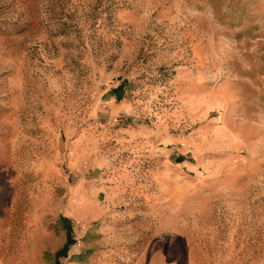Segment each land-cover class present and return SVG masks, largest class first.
I'll list each match as a JSON object with an SVG mask.
<instances>
[{
	"label": "rangeland",
	"instance_id": "374dc122",
	"mask_svg": "<svg viewBox=\"0 0 264 264\" xmlns=\"http://www.w3.org/2000/svg\"><path fill=\"white\" fill-rule=\"evenodd\" d=\"M96 177L80 261L264 264V0H0V215L40 264Z\"/></svg>",
	"mask_w": 264,
	"mask_h": 264
},
{
	"label": "crops",
	"instance_id": "0c3cea01",
	"mask_svg": "<svg viewBox=\"0 0 264 264\" xmlns=\"http://www.w3.org/2000/svg\"><path fill=\"white\" fill-rule=\"evenodd\" d=\"M120 181L117 183L118 191H121L123 186L122 181L124 179L120 176ZM103 182H100L98 178H92L90 183V196H86L83 194L81 189H79L80 194L77 196V205L80 209H86L85 214L83 213V219L78 218L76 220V235L74 237V245L72 248V252L70 253V259L67 264H109L111 263L106 255L104 254H94L91 257V260L88 261H80L78 255L75 253L85 242L84 235L87 232L88 224H99L103 227L104 224L108 227L111 223V220L118 222L119 218L114 217L110 219V203L111 196H108V201L106 203H101L97 194L103 188ZM86 186V185H85ZM113 187V191L116 190ZM111 191V190H110ZM115 198H113L112 203H114ZM24 214L25 221L23 223L24 240L14 237V224L10 221H3V217L0 215V264H40L36 259L39 256V252L42 246L51 245V235L44 233L45 230L42 228L43 223L41 218L39 222H30L29 214ZM6 215H11V213H7ZM106 215V216H104ZM114 223V222H112ZM36 235L41 236L40 238H36ZM75 251V252H74ZM75 254V255H74ZM72 256L74 259H72ZM94 257L95 259L94 262ZM100 261V262H99Z\"/></svg>",
	"mask_w": 264,
	"mask_h": 264
},
{
	"label": "trees",
	"instance_id": "16d2710c",
	"mask_svg": "<svg viewBox=\"0 0 264 264\" xmlns=\"http://www.w3.org/2000/svg\"><path fill=\"white\" fill-rule=\"evenodd\" d=\"M67 244L59 251L57 252L58 255L64 253V251L66 250Z\"/></svg>",
	"mask_w": 264,
	"mask_h": 264
}]
</instances>
